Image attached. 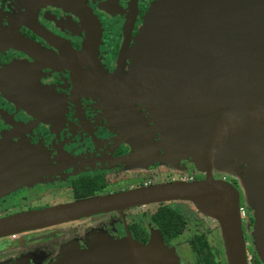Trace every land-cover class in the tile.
I'll list each match as a JSON object with an SVG mask.
<instances>
[{
    "label": "flooded vegetation",
    "instance_id": "flooded-vegetation-1",
    "mask_svg": "<svg viewBox=\"0 0 264 264\" xmlns=\"http://www.w3.org/2000/svg\"><path fill=\"white\" fill-rule=\"evenodd\" d=\"M154 1L0 0V264H76L73 253L105 250L110 243L121 244L118 251L159 244L188 252L200 264L199 252L214 257L198 219L216 222L225 255L218 222L192 202L92 206L206 177L168 148L141 103L95 88L93 57L82 52L88 28L74 11L77 4L99 29L94 62L108 75L119 67L127 72ZM211 176L238 190L233 176ZM246 211L247 263L256 264L255 248L248 251L254 216ZM95 239L103 243L94 246Z\"/></svg>",
    "mask_w": 264,
    "mask_h": 264
},
{
    "label": "water",
    "instance_id": "water-1",
    "mask_svg": "<svg viewBox=\"0 0 264 264\" xmlns=\"http://www.w3.org/2000/svg\"><path fill=\"white\" fill-rule=\"evenodd\" d=\"M76 7L88 28L82 52L93 57L95 88L109 87L118 100L141 103L168 148L206 175L200 182L155 186L92 206L192 202L218 222L227 264H248L239 193L211 176L213 170L229 172L245 189L254 216L252 242L264 264V0H156L130 50L128 71L119 67L112 75L94 62L100 41L95 17ZM121 247L110 243L76 264H178L159 244L116 250Z\"/></svg>",
    "mask_w": 264,
    "mask_h": 264
},
{
    "label": "rangeland",
    "instance_id": "rangeland-1",
    "mask_svg": "<svg viewBox=\"0 0 264 264\" xmlns=\"http://www.w3.org/2000/svg\"><path fill=\"white\" fill-rule=\"evenodd\" d=\"M195 168H196V166H195ZM196 170L198 172H201L197 168H196ZM213 171H215V173L220 174L221 176H229V177L232 176L228 171L227 172L229 174L221 172L219 170H213ZM201 173H203V172H201ZM235 180L237 181V187H238L237 191L239 193V197L241 198L240 207L242 208L243 215L246 216L247 215L246 209L247 208L250 209V207H249V203L247 202V199H246V196H245V189L240 184L238 178H236ZM189 210H191V209H189ZM193 214H194L193 218H196L195 213H193ZM198 222H201V226H199L200 227L199 231L207 233V238H208L209 243H210L211 253H212L213 257H214V260L218 264H227L226 263V258H225V255H224V250L222 248L221 239L219 238V232L217 231V229H215L216 222L211 221V220H207V219H205V221H202L201 219H198ZM242 222L245 224V221H242ZM250 231L251 230H249V233H250ZM101 241H102L101 239H95V242L93 243V245L94 246H96V245L98 246L99 244L103 243ZM253 248H255V247H254V244L252 242V238H250V241L248 242V251H250ZM172 253H174V252H172ZM72 255H75L76 256L75 261H78V259H80L81 255H84V253L75 252ZM174 255L176 256L178 264H194V260H193V258L191 256V254L188 253V252H183V253H179V254L174 253Z\"/></svg>",
    "mask_w": 264,
    "mask_h": 264
},
{
    "label": "trees",
    "instance_id": "trees-1",
    "mask_svg": "<svg viewBox=\"0 0 264 264\" xmlns=\"http://www.w3.org/2000/svg\"><path fill=\"white\" fill-rule=\"evenodd\" d=\"M244 238V237H243ZM246 251V249H245ZM246 259H247V254H246ZM198 262L200 264H216L211 256V254L209 253H205V252H199L198 253ZM256 264H261V262L259 261V259L256 258L255 260Z\"/></svg>",
    "mask_w": 264,
    "mask_h": 264
},
{
    "label": "built area",
    "instance_id": "built-area-1",
    "mask_svg": "<svg viewBox=\"0 0 264 264\" xmlns=\"http://www.w3.org/2000/svg\"><path fill=\"white\" fill-rule=\"evenodd\" d=\"M240 214H241V216H244V215H243L242 208H240Z\"/></svg>",
    "mask_w": 264,
    "mask_h": 264
},
{
    "label": "bare ground",
    "instance_id": "bare-ground-1",
    "mask_svg": "<svg viewBox=\"0 0 264 264\" xmlns=\"http://www.w3.org/2000/svg\"><path fill=\"white\" fill-rule=\"evenodd\" d=\"M245 84H247V83H245ZM140 101V100H139Z\"/></svg>",
    "mask_w": 264,
    "mask_h": 264
}]
</instances>
